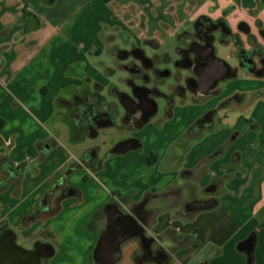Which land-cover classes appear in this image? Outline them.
Instances as JSON below:
<instances>
[{
	"label": "crops",
	"instance_id": "0c3cea01",
	"mask_svg": "<svg viewBox=\"0 0 264 264\" xmlns=\"http://www.w3.org/2000/svg\"><path fill=\"white\" fill-rule=\"evenodd\" d=\"M262 2L0 0V160H7L16 176L0 189V222L13 232L16 244V228L32 235L33 224L41 223L54 242L77 245L57 264L88 257L93 264V247L109 222L107 206L115 204L143 227L142 235L133 234L122 244L117 264H264V87L240 84V70L222 80L228 81L225 85L218 82L210 94L161 90L173 95V105L169 111L165 105L159 127L146 131L152 134L150 142L147 133L144 137L136 131L149 129L156 112L140 128L121 123L124 129L116 144L129 138L136 141L134 147L107 157L99 150L100 170L81 167L65 174L83 152H72L79 132L89 134L75 125V100L99 94L107 104L116 103L113 97L121 93L109 77L114 68L101 59L104 39L120 33L132 47L147 40L160 47L196 17L208 16L205 8L215 5L219 12L230 7V16ZM27 14L38 24L28 31ZM175 96L207 99L181 129L172 125L183 115L177 113ZM248 100L260 103L258 112L217 129L220 110L228 118ZM122 113L118 106L113 126L119 127ZM186 128L188 141L179 142ZM205 131L202 142L192 141ZM6 177L0 167V180ZM64 187L78 188L80 194L61 197ZM199 191L204 196L198 197ZM207 199L216 205L184 211L187 203ZM192 233L188 245L176 239ZM141 236L154 238L168 257L145 258ZM55 255L53 248L46 264H52Z\"/></svg>",
	"mask_w": 264,
	"mask_h": 264
},
{
	"label": "rangeland",
	"instance_id": "374dc122",
	"mask_svg": "<svg viewBox=\"0 0 264 264\" xmlns=\"http://www.w3.org/2000/svg\"><path fill=\"white\" fill-rule=\"evenodd\" d=\"M234 9V8H233ZM227 11V13L225 12ZM203 11L207 12V15L212 19L215 20L218 13L222 14L221 17L227 20V22L236 28V25L238 23V20H243L246 22L250 28L251 32L257 35V39L261 40V38L257 34V30L264 29V0L262 3H259L254 9H248L246 7H243L242 9L236 10L235 13L229 16V13H231L232 8L227 7L224 10H217V7L214 5L213 9L205 8ZM202 11V12H203ZM222 11V12H221ZM226 13V14H225ZM191 29V22H189L186 26H184L181 33L184 31H188ZM238 41L241 42L243 40L244 45L246 48H248V44L246 43V37L242 33H238ZM250 38L252 39L251 35ZM181 39V38H180ZM156 42V41H155ZM187 44V41L180 42L176 41V37H173L171 40H168L165 44L161 45L160 47H157V44H154L153 46L149 44H141L137 45L136 47H141L146 56L148 57H156L157 60L153 64V67L159 68L161 70L167 69L170 73L168 77H166L164 80H161V77L155 75L151 69L142 68L140 66V63L136 60L135 57L132 56V54H126L125 57L121 58V56L125 53H120L122 51L124 52H131L132 45L126 43V38H124L120 33H116L114 39L106 41L104 39V45H103V53L101 56V59L105 62L106 65L111 66L114 68V73L109 74L110 80L115 83L117 87L121 89V92H124L126 90V93L129 94V87L130 84H136L145 88H156L157 90L167 91L169 89H174L177 85V83H181L184 85V79L186 75H190V71L181 68V64H176V48L177 46L183 47ZM217 48V55L220 58H223L231 67H235L237 64L236 58L231 53L233 51V45L232 43L228 45H222L218 41H216L215 44ZM121 54V55H120ZM168 54L170 57V61L164 60V55ZM128 68H131L132 71H128ZM105 69V67H104ZM163 79V78H162ZM238 80H240V84H243L246 87H264V77H249L245 74L244 71L240 70L238 73ZM242 80V81H241ZM228 81H221L218 83V86H223ZM154 100L156 103V113L154 115L155 120L151 123V127L149 129H146L144 133H141L142 130H137V134L144 136L150 128H157L162 124L163 116L165 112V105L166 100L161 96H156L154 93ZM156 96V97H155ZM248 99L252 98V95L247 96ZM113 99L116 102V105L119 106L118 100L116 96L113 97ZM175 102L179 109H177L178 115H181L180 119H175L176 121L172 122L173 127L176 128H183L186 127L187 123L191 121L194 118V109L197 107L202 106L203 100L206 99V97H201L198 100L193 99H187L186 101L181 99V97L175 96ZM207 100V99H206ZM205 102V101H204ZM255 102V101H254ZM264 104V101H262ZM260 103H252L249 100L245 102L243 107L235 109V113L229 112L228 118L225 117V113L223 110H220L218 112L217 117L215 118L216 127L217 129H223L222 127H227L230 123L237 120V117L242 115L241 118L245 115H252V113L256 110L259 111V108L261 107L259 105ZM234 110V109H233ZM186 111V112H185ZM205 115V114H203ZM124 117V112L121 114V117H118V123L117 125L119 127L113 126V127H107L102 128L98 130V134L96 136H90V134L85 132H79L78 139L73 143L72 145V152L78 153L81 150L83 152L88 149L89 147H97L101 151V156L107 150H111L115 148L116 142L118 141L119 132L124 129V125H121L122 119ZM229 123V124H227ZM121 126V127H120ZM122 128V129H121ZM147 131V132H146ZM188 129L183 131V134L179 137V142H186L188 141L185 137V135L188 134ZM208 131H205L202 136L199 138H195V142H202L204 137L207 135ZM149 135V142L152 140L150 133H147ZM71 142L68 141V144ZM108 150V151H109ZM82 152V153H83ZM81 153V154H82ZM80 154V155H81ZM32 171V170H31ZM198 197L204 196L202 195L203 192H198ZM32 235H28V233L25 232V230L16 228V232L18 235V244L21 245L24 248L31 249L37 242H43L51 244L54 248V254L55 259L52 262V264H57L59 259H62V257L67 256V249L75 248L77 246L76 244H67V243H61L60 240L54 242V240L49 237L46 232H44L45 227L41 223L33 224L32 227ZM48 262V260H47ZM50 263V262H49ZM76 264H91L89 257L87 260L80 261L78 260Z\"/></svg>",
	"mask_w": 264,
	"mask_h": 264
},
{
	"label": "flooded vegetation",
	"instance_id": "af4514ba",
	"mask_svg": "<svg viewBox=\"0 0 264 264\" xmlns=\"http://www.w3.org/2000/svg\"><path fill=\"white\" fill-rule=\"evenodd\" d=\"M257 31L261 40L257 39V35L251 32L250 26L244 21H238L236 28H234L228 22L226 26L220 18L212 20L209 16L200 15L193 19L191 22V29L176 36V41H180L182 43L187 41L185 46H177L176 48V53L178 55L176 58V64H181V68L189 70L190 75L184 79V85L180 84L174 88V94L181 95L188 91V87L185 86V81L189 82L193 91L194 88H200V83L194 73H199L203 66L208 65V47L212 46L214 54L218 56L217 48L215 46L216 41L222 45L229 46L231 43L233 45V51L231 53L236 58L237 64L235 67L230 66V71L226 78L234 76L238 70L256 75H263L264 29H259ZM239 32L245 35L248 48L245 47L243 40H241V42L238 41L239 39L237 35ZM250 35L252 39L250 38ZM194 52L196 54H194ZM136 60L140 63L142 68L151 69L153 73L159 77H161L162 71L167 70L155 68L153 67V64L149 65L141 59L136 58ZM168 61H170V59ZM128 71H132V69L128 68ZM129 89L128 95L134 98L139 107L124 118L127 120L128 126H135L139 122H146L151 115L157 111L156 107L147 111V104L144 100H142V98L145 96L150 101L155 102L153 93L158 96L157 92L161 90H157L156 88H145L136 84H130ZM171 96L173 97V95ZM207 119L208 116L205 117V120ZM188 210L190 211L189 208ZM107 215L109 218L111 217L109 210L107 211ZM140 216L141 218H145L146 213L141 212ZM116 222L117 223L112 230L114 238H116L122 230L142 235V224L131 217L129 213L122 212ZM108 224L110 223L108 222ZM146 238H149L150 240L146 241L142 247V255L145 258L150 257L156 259L157 261L158 259L168 257V253L163 249V247L156 244V240L154 238ZM51 252L52 250L50 244L48 243L37 242L31 249H27L19 244H16L12 231L10 233H3L0 235V264H8L9 260H12V264H33V259L35 257H38L40 264H46L47 260L51 257Z\"/></svg>",
	"mask_w": 264,
	"mask_h": 264
},
{
	"label": "water",
	"instance_id": "95a60500",
	"mask_svg": "<svg viewBox=\"0 0 264 264\" xmlns=\"http://www.w3.org/2000/svg\"><path fill=\"white\" fill-rule=\"evenodd\" d=\"M25 18L28 24L26 31L32 30L38 25L33 15L27 14ZM194 54L196 53L194 52ZM208 54V65L203 66L199 73H194L195 77L200 83V88H194L193 91L189 85V82L185 81V86L188 87V91L195 96L198 94H210L216 84L224 80L230 71V65L223 58H220L214 54L212 46L208 47ZM117 100L119 106L124 110V117H127L128 114L132 113L139 107L134 98L128 95L126 92L117 94ZM142 100H144V102L147 104V111H150L156 107V103L150 101L147 97L144 96ZM122 122L124 124H128L125 118L122 120ZM143 124V122H139L137 125H135V127L140 128ZM135 142L136 141L134 139L125 140L114 148V152H126L135 146ZM215 205L216 201L214 199L194 200L189 203L187 208H189L192 212H198L209 210ZM107 209L111 215L109 218L110 224L106 225L101 231L93 247L91 253L93 264H117L122 258V244L133 235V233L130 231L122 230L119 232L118 236L114 238L112 235V230L117 223V218L122 214V212L115 204H109ZM8 264H12V260H9ZM33 264H40L38 257L33 259Z\"/></svg>",
	"mask_w": 264,
	"mask_h": 264
},
{
	"label": "trees",
	"instance_id": "16d2710c",
	"mask_svg": "<svg viewBox=\"0 0 264 264\" xmlns=\"http://www.w3.org/2000/svg\"><path fill=\"white\" fill-rule=\"evenodd\" d=\"M227 13V11L225 10ZM225 13V14H226ZM222 22H224L227 26V21L224 18H220ZM146 44L154 45V40H147L145 42ZM125 53L121 56V58L125 57L126 54H132L133 57L137 59H141L145 63H148L149 65H152L157 60L156 57H148L146 56L144 50L141 47L133 46L131 52H120ZM121 55V54H120ZM170 59L168 54L164 55V60L168 61ZM169 76V72L167 70L162 71L161 80H164L166 77ZM163 78V79H162ZM158 96L163 97L166 100V108L167 111H169L173 105V97L171 95H167L161 91L157 92ZM75 103L77 107L79 108V116L75 121V125L78 128L85 129L89 132L90 135L95 136L98 129L103 127H110L113 126L115 123V119L118 113L117 105L116 103H106V100L103 96L99 94H94L89 97H83V98H77L75 100ZM136 146H139L137 143ZM98 151L99 149L97 147H89L86 149L78 158L76 162H73L70 164L68 169L66 170L65 174L70 173L72 171H76L80 169L81 167H87L92 171H98L102 168V159H98ZM115 154L113 149L106 152L105 157ZM9 167H7L8 165ZM0 167L6 169L7 177L0 180V189H4L7 186L8 180L10 178H15L14 173L9 172V168L11 167L7 160H0ZM64 174V175H65ZM63 175V176H64ZM62 176V177H63ZM80 194V191L78 188L75 187H64L61 193V197L64 196H78ZM169 192H165L164 195H168ZM187 203L185 205L184 211L185 212H192L188 210ZM11 230L7 228L6 223L0 222V235L3 233H10ZM193 238V233L189 235H182L179 237H176L177 240H179L183 245H188L191 243ZM175 239V240H176ZM150 240L149 238H146L144 236H141V244L142 247L145 244L146 241ZM51 250L53 252V248L50 245ZM51 252V255H52Z\"/></svg>",
	"mask_w": 264,
	"mask_h": 264
}]
</instances>
